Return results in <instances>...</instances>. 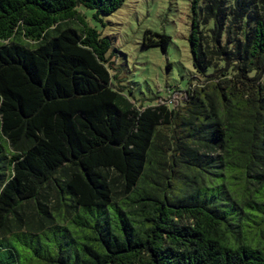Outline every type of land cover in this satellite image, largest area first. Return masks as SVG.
Wrapping results in <instances>:
<instances>
[{"label": "trees", "instance_id": "1", "mask_svg": "<svg viewBox=\"0 0 264 264\" xmlns=\"http://www.w3.org/2000/svg\"><path fill=\"white\" fill-rule=\"evenodd\" d=\"M126 1L0 0V264H264V0H191L152 105L100 31Z\"/></svg>", "mask_w": 264, "mask_h": 264}, {"label": "rangeland", "instance_id": "2", "mask_svg": "<svg viewBox=\"0 0 264 264\" xmlns=\"http://www.w3.org/2000/svg\"><path fill=\"white\" fill-rule=\"evenodd\" d=\"M190 2L127 0L119 10L104 19L106 26L100 31L110 38L112 47L118 52L117 62H114L115 57H111L110 62H114L113 68L118 70L120 85L131 88L135 99L141 103L155 104L158 97L165 98L174 88L185 87L195 76L188 44ZM81 11L89 17L90 26H99L91 21L90 11ZM146 30L171 37L166 53L160 48L142 45ZM113 176L111 182L120 193V180Z\"/></svg>", "mask_w": 264, "mask_h": 264}]
</instances>
